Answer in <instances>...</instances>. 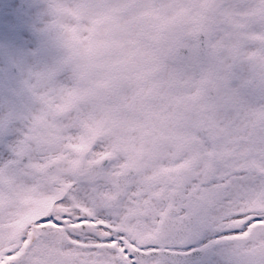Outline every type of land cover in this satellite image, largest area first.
<instances>
[{"label": "flooded vegetation", "instance_id": "flooded-vegetation-1", "mask_svg": "<svg viewBox=\"0 0 264 264\" xmlns=\"http://www.w3.org/2000/svg\"><path fill=\"white\" fill-rule=\"evenodd\" d=\"M217 2L202 4L205 69L213 44L222 41L213 39L222 25L215 22ZM137 6L144 10L143 0ZM223 7L236 11L230 56H264L255 43L253 1ZM127 14L126 0H0V92L13 102L11 115L0 114V124L8 123L0 131V166L25 157V170L15 166L12 173L43 200L39 209L29 205L19 249L30 264H104L114 216L122 224L149 217L151 237L169 214L173 225L189 220L200 229V264H264V124L252 117L264 72L229 69L215 82L188 73L183 87L173 85L179 92L144 83L151 58L141 40L126 39ZM159 75L165 79L166 70ZM76 87L87 91L79 102L88 113L66 111L53 131L48 101L57 106ZM151 156L173 170L169 178L155 165V176L145 179ZM80 163L103 169L84 173L89 180L80 183ZM126 172L134 178L110 208ZM11 201L0 204V235L15 234Z\"/></svg>", "mask_w": 264, "mask_h": 264}, {"label": "rangeland", "instance_id": "rangeland-1", "mask_svg": "<svg viewBox=\"0 0 264 264\" xmlns=\"http://www.w3.org/2000/svg\"><path fill=\"white\" fill-rule=\"evenodd\" d=\"M230 1L234 0H218V11L216 13L217 20L224 19L226 23L225 26L222 27L221 35L222 36H230L233 37L235 33L230 31L232 29V24L235 23L234 14L236 11H229L228 8L220 7L221 4L225 5ZM247 0H241V2H246ZM254 3V12L256 15L257 24L253 29L256 30V47L264 50V0H252ZM144 2V0H143ZM137 0H126V9L128 10V14L126 17L125 30L127 32L126 39L131 43V40H141L142 42V52L147 56V53L150 55L151 62L149 65V69L151 72H154L156 68H161L163 65L169 71L167 79L159 80L155 79V82L158 84L166 85L169 83V87L173 84H183L184 79L187 73H202L201 64L199 59L195 56V35L202 28V0H146L145 8L149 11L151 18L145 21V16L149 15L148 11H141V9L137 6ZM129 6V7H127ZM187 24L190 27L189 33L193 34V41L187 42L188 45L192 46L191 52L193 54L192 61L188 63L179 62L174 53L181 44V41H184L185 31L181 28ZM142 26L143 31H140V27ZM150 27V28H148ZM148 28V29H147ZM135 31V32H134ZM153 41V42H144V41ZM233 45L222 44L221 50L223 53L221 55L223 63L221 59V68L224 69L228 66L230 61L235 67L239 69L244 68H257V74L260 71L264 72V56L259 54H253L252 59L253 63H247L246 65L240 66L239 60H243V62H247L245 53L239 52L238 58H232L230 56V50L233 48ZM129 52H132V48L130 46L127 47ZM213 51H217L213 49ZM172 52L173 56L170 54ZM216 55H220V52H215ZM218 61V62H219ZM220 65V64H219ZM236 72V70H235ZM260 75H257V80H259ZM258 84L261 86L256 94V102H255V110L253 111V118L257 115L258 118L264 119V113L258 111H264V108L259 107L261 105V101L264 99V83L259 81ZM72 95L65 99L62 104V107L52 108L53 111L50 114L51 120L54 124V129L58 132L59 123H57V115L62 114V112L68 108L71 104V101H75L79 89L75 88ZM176 92V90H174ZM262 96V97H261ZM12 106L13 102L9 98L7 94L2 95L0 93V112H5L6 115L12 114ZM40 110L42 111V107L40 106ZM87 110V109H86ZM45 110H43V114ZM64 125V124H63ZM49 126V125H48ZM244 151L247 149V146L242 148ZM15 166V163H10L4 167L0 168V184L3 185L2 182L8 181L11 183L14 189L15 194V207L17 209V216H24L27 212V208L25 206L28 198V191L20 185L16 183V175L15 178L11 175L8 176L7 173L11 171L10 167ZM156 166L155 164L148 165L145 170V179L149 174L155 172ZM20 172L24 170L19 168ZM169 173L164 169L161 173ZM38 190L34 191L35 198H39ZM6 195L4 193L0 194V201H4ZM10 199V195L8 196ZM38 204H41L39 202ZM259 202L255 203V206L258 207ZM106 207L107 204H104ZM21 213V214H20ZM104 222V221H103ZM119 224H118V223ZM103 225V223H101ZM151 225L147 221L141 220L139 216H135V224H132L131 221H128L124 224L120 223L114 216L113 218V227H111V252L112 258L110 264H131L128 258L129 247L136 245L140 240L146 238L149 234V228ZM22 238V236H19ZM14 236H3L0 235V264L8 259H14L18 256H24L25 252L17 251V245L20 240L18 238L13 239ZM21 264H27L26 258H24Z\"/></svg>", "mask_w": 264, "mask_h": 264}, {"label": "water", "instance_id": "water-1", "mask_svg": "<svg viewBox=\"0 0 264 264\" xmlns=\"http://www.w3.org/2000/svg\"><path fill=\"white\" fill-rule=\"evenodd\" d=\"M199 37H201V36H199ZM178 56L182 60H185L187 58V56H188V53L185 50L184 51L183 50H180ZM168 233H169V222L167 220V221H164L162 223L160 232L158 233V235H159L158 238L157 239H151V240H149L147 243H145L143 245V247L161 245V241L164 240L163 237L164 236H167ZM165 259L168 260V261L170 260L169 256L168 257H165ZM20 262H21V259H17V260L11 261V262H6L4 264H19Z\"/></svg>", "mask_w": 264, "mask_h": 264}]
</instances>
